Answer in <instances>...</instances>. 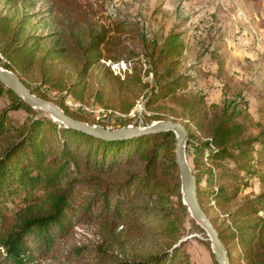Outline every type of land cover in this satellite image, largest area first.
<instances>
[{
	"label": "trees",
	"instance_id": "obj_1",
	"mask_svg": "<svg viewBox=\"0 0 264 264\" xmlns=\"http://www.w3.org/2000/svg\"><path fill=\"white\" fill-rule=\"evenodd\" d=\"M19 1L24 7L25 2L32 7L40 1L42 9L18 15ZM5 3L11 4L16 13L0 12V65L15 73L28 89L27 77L39 72L40 82L48 84L51 90L66 91L74 99L83 100L87 90L84 79L92 67L101 65L104 78L107 73L112 76L102 60L120 59L118 25L101 24L91 1L5 0ZM38 14L45 19L44 26L49 27L45 33L27 29L30 19ZM182 51L183 42L175 31L159 47L152 48L150 56L157 73L148 104L177 96L184 79L176 71ZM64 67L71 73L65 72ZM112 77L122 85L117 91L120 109L129 112L135 97L128 98L127 90L144 88L137 67L133 66L125 79ZM30 90L49 99L44 92ZM0 97L8 100L0 108V138L15 129L17 133L0 154V264H39L41 259H59L62 241L81 219L96 223L102 243L108 246L114 244L121 249L143 245L149 238L154 241L142 255L130 257L113 255L101 245L97 249L100 253L93 254L90 264H189L182 244H177L180 222L168 211L159 189L162 176L174 179L179 193L178 207L189 214L181 199L173 132L105 140L59 125L48 113L31 107L1 82ZM183 104L188 106V101ZM58 105L69 116L86 121L65 107L63 101L59 100ZM189 108L196 113L197 128L206 138L201 144L202 155L223 164L242 162L241 169L248 173L255 171L249 167L256 146L263 143V133L245 137L243 124L235 121L226 108L209 114L198 111L195 102ZM16 111L33 117L27 123L14 125L10 113ZM192 172L205 211L199 177L193 169ZM261 176L264 180V174ZM237 191V187L228 191L219 186L206 195L222 207L229 205ZM262 202L264 192L246 199L230 213L231 221L255 215ZM118 227L121 228L117 230ZM215 228L223 243L239 240L244 249L243 264H264L263 220L244 223L237 227L238 234L229 226ZM158 239L160 244L155 243ZM227 252L229 263L235 264L230 251ZM65 257L70 259L67 253ZM84 259L74 264H89Z\"/></svg>",
	"mask_w": 264,
	"mask_h": 264
},
{
	"label": "rangeland",
	"instance_id": "obj_2",
	"mask_svg": "<svg viewBox=\"0 0 264 264\" xmlns=\"http://www.w3.org/2000/svg\"><path fill=\"white\" fill-rule=\"evenodd\" d=\"M89 1L97 9L96 18L101 24L116 23L119 29L120 59L115 62L102 60V64L109 68L112 76L120 79H125L126 73L130 74L132 67L136 66L144 83L143 89L127 90L128 98L135 97L131 110L123 112L120 109L121 100L117 97V91L122 85L109 73L104 78L101 65L92 67L85 77L87 90L83 100L74 99L66 91L57 93L51 90L48 84L40 82L39 72L27 77L30 89L46 93L48 101L57 106L59 100L63 101L65 107L80 114L86 119L83 122L91 125L115 129L123 126H146L158 120L180 122L187 127L188 133L186 159L191 170L199 177L198 186L203 191V206L214 226L219 229L229 226L238 234L237 227L244 223L257 219L264 221L263 202L255 215L242 221L233 223L230 215L246 199L255 198L264 192V180L261 176L264 174V50L263 38L259 33V29L264 27V0ZM41 9L40 1L32 7L27 2L25 7L23 2H18V15ZM15 11L11 4L0 0V12L13 14ZM259 12L263 15L260 19L257 18ZM44 22L42 14H38L30 19L27 29L45 33L49 27L44 26ZM172 31L179 33L183 42V51L176 68L177 73L184 75L183 83L176 97L148 104L155 85L154 75L157 73L150 53ZM64 69L71 73L68 67ZM96 96L101 97L102 101L97 100ZM178 97H183L184 100ZM185 100L188 101V106L183 104ZM192 102H195V107L201 113L209 114L226 108L235 121L243 124L245 137L263 133V143L256 146L254 161L249 167L254 172L248 173L241 169L240 165L244 164L242 162L240 165L233 161L223 164L221 161H210L202 155L201 144L206 138L197 128L196 113L189 108ZM7 104L8 100L0 97V108ZM10 115L15 119L14 125L27 123L33 117L22 111L11 112ZM38 115L39 113L35 116ZM50 118L62 125L51 116ZM16 136L15 129L0 138V154ZM159 186L168 211L180 222V239L177 244H182L189 264H217L205 230L190 213L185 214L179 209V193L174 179L162 176ZM219 186H224L228 191L238 188L237 195L229 205L220 207L212 197L207 198L206 192L218 189ZM97 226L90 220H78L68 237L62 241L60 258L41 259L39 264H74L81 258H85L84 261L88 260L90 264L94 260L93 254L100 253L97 249L101 245L113 255H142L154 242L149 238L143 245L135 244V247L125 246L120 249L114 244L108 246L102 243ZM155 243L160 244L161 240H155ZM224 244L232 255L230 259L235 264H243L244 249L239 240L235 238ZM68 249L71 250L67 251ZM75 250L79 253H75ZM66 253L70 259L65 257Z\"/></svg>",
	"mask_w": 264,
	"mask_h": 264
},
{
	"label": "water",
	"instance_id": "obj_3",
	"mask_svg": "<svg viewBox=\"0 0 264 264\" xmlns=\"http://www.w3.org/2000/svg\"><path fill=\"white\" fill-rule=\"evenodd\" d=\"M0 82L17 96L21 97L28 105L44 110L50 114L52 119L59 121L63 126L85 132L94 137L105 140H124L150 133L173 132L175 139L174 158L180 178L182 203L187 207L188 212L196 223L205 230L216 263L230 264L225 244L199 202L196 178L187 162L185 154V144L188 134L185 125L172 120H158L146 126H123L115 129L101 125H91L69 116L56 104L35 95L15 73L2 66H0Z\"/></svg>",
	"mask_w": 264,
	"mask_h": 264
},
{
	"label": "crops",
	"instance_id": "obj_4",
	"mask_svg": "<svg viewBox=\"0 0 264 264\" xmlns=\"http://www.w3.org/2000/svg\"><path fill=\"white\" fill-rule=\"evenodd\" d=\"M261 17H263L262 13L259 12L257 13V18L260 19ZM259 33L262 35V38H263V43H262V50H264V27L263 29H259Z\"/></svg>",
	"mask_w": 264,
	"mask_h": 264
}]
</instances>
